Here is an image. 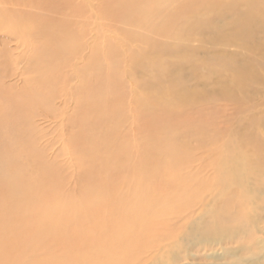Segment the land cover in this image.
<instances>
[{
    "label": "bare ground",
    "instance_id": "6f19581e",
    "mask_svg": "<svg viewBox=\"0 0 264 264\" xmlns=\"http://www.w3.org/2000/svg\"><path fill=\"white\" fill-rule=\"evenodd\" d=\"M261 1L0 0L4 38H97L103 11L115 17L119 10L127 11L130 20L142 15L146 31L169 38L166 43L144 39L145 48L131 50L120 66L123 69L126 64L131 71L127 90L131 120L146 129L160 123L159 130L139 141L142 144L135 151L140 155L139 164L131 163L129 156L122 160L121 155L132 147H125L115 135L106 132L98 141L102 146H114L103 147L108 152H103L104 160L98 150L94 152L92 141L85 143L83 161L99 158V166L85 168L82 177L92 182L103 176L104 181L99 188L95 185L98 189L82 188L81 202L71 197L55 201L58 190L46 182L50 169L41 167L40 173L33 175L27 167L28 158L17 151L21 154L18 158L11 139L0 138V264H178L206 257L216 246L222 253L211 256L212 264H264V238L256 237L264 231ZM201 33L213 46L210 54L204 55L214 85L207 94L186 84L187 78H199L194 55L202 47L194 51L183 48L179 41ZM232 46L238 50L228 49ZM219 48L224 52L217 54ZM172 56L181 65L189 62L192 73L182 75L181 65L170 67L166 59ZM117 79L111 78L109 83L113 85ZM81 90V104L93 109L105 107L104 99L113 96L112 89L100 90L87 82ZM206 99L226 103L227 138L208 127L175 129L181 115L183 119L188 109L198 110ZM114 108L107 120L97 123L101 129L115 128L118 109ZM193 150L212 158L205 163L213 170L210 179L201 177L202 161L193 172L189 169L186 153ZM122 169L141 182L137 190L130 186L124 197L123 192L113 193L109 177ZM154 183L163 185L166 192L155 191ZM206 192L213 194V199L203 203ZM195 208H199L198 215L192 219ZM70 210L77 215H70ZM101 214L104 219L96 218ZM84 248L89 253L79 255Z\"/></svg>",
    "mask_w": 264,
    "mask_h": 264
},
{
    "label": "rangeland",
    "instance_id": "374dc122",
    "mask_svg": "<svg viewBox=\"0 0 264 264\" xmlns=\"http://www.w3.org/2000/svg\"><path fill=\"white\" fill-rule=\"evenodd\" d=\"M259 7L264 13L263 1L259 3ZM126 14L127 11L119 10L115 17H111L110 12L108 14L103 11L97 38H4L0 32V138L5 137L7 141L9 138L11 139L10 145L13 143L12 146L15 148L13 151L22 154L17 152L18 158L21 156L28 158L27 167L33 175H36L37 171L40 173L39 168L41 167L50 169L46 182L48 185L52 182L53 187H56L55 190H58V194L53 198L55 201L71 197L75 200L74 202H81L82 188L85 186L99 188L103 183V176L99 177V181L96 179L92 182L82 177L81 173L85 168L90 165L99 166L97 162L99 158H97L98 160H89L90 162L83 161L85 143L92 141L96 148L94 152L98 150L97 152L101 154L108 153L103 147L108 146L110 149L114 147L113 144L102 146L98 141L102 135H106V132L108 135H115L120 138V141L122 140L125 147H130V145L132 147L128 154L121 155L122 160L129 156V159L132 158L131 163H138L140 155L135 152L136 148H139V144H142L148 135L159 130L157 127L160 126V123L152 125L151 129L150 127L146 129L139 127L138 123L131 120V101L127 96L131 71L126 67V64L123 69L120 66L124 60L126 62L127 55L131 50L145 48L147 41L144 39L154 38L166 43L169 38H159L150 31H146L142 15L139 14V18L135 16L130 20ZM149 18L153 17L149 16ZM149 18L147 20L151 21L152 19ZM257 33L262 34L261 32ZM198 38L202 40V43ZM179 41L183 48L191 47L194 51H197V47H202L194 55L198 61L195 68L199 78H187L186 84L198 86L205 94L209 93L214 85L211 84L212 74L208 73L209 68L205 63L206 59H204V55L213 49L208 36L203 33L197 37L189 35L180 38ZM228 49L234 50L235 47L232 46ZM179 51L182 53L181 50ZM217 51H219L216 52L217 54L224 52L222 48ZM166 60L170 67L181 65L175 56ZM181 66L183 68L182 75L192 73L193 68L189 62ZM118 70H121L119 76ZM111 78H118L113 85L109 83ZM83 82L100 90H113V96L104 99L105 107L100 106L101 108L98 107L96 110L81 104L84 100V93L81 90ZM114 107L118 109L115 128L113 130L109 127L101 129L97 123H100L101 119L107 120L111 111L115 109ZM188 110L189 114L183 115V119L182 115L180 116L181 123L177 122L175 129L194 130L197 127H208V130L222 135L223 138L228 137L225 124L228 108L225 102L215 104L206 99L203 104H200V107L198 106V110ZM100 116L102 118L98 119L97 117ZM8 132L9 135L5 136ZM15 138L20 139L16 141ZM235 141L238 144L237 139ZM104 153L98 156H104ZM186 156L187 164L189 163L188 159L191 161V168L189 167L191 172H193L194 166H200L202 161L204 170L201 177H208V179L212 177V168L205 165L206 161L211 162L212 158L208 157L204 151H189ZM127 160L124 162L125 165H127ZM187 168L186 165L183 171L186 172ZM126 171L129 172L128 169H122L115 173L111 172L114 175H109L113 185L111 190L114 194L123 192V197L128 193L130 186L134 185L133 191L141 186V182L132 180ZM54 176L57 177L54 178ZM82 182L84 185L81 184ZM121 186H123L122 190ZM151 187L155 191L166 192L163 185L156 187L154 183ZM170 196L171 194L168 195V197ZM203 198H205L202 199L205 203L208 199H213V194L206 192ZM72 207L75 209V206ZM198 211L199 208H195L192 219L196 218ZM68 213L77 215L73 210ZM96 218L104 219L102 214ZM256 237L258 240H262L264 231L262 230L261 234ZM101 242L98 241L97 244ZM79 251L77 253L82 256L89 253L87 248ZM221 253L222 250L216 246L211 252L205 253L206 257L181 261L178 264H212L211 256L214 254L220 256ZM72 255L76 256L75 252ZM241 255L244 257V254Z\"/></svg>",
    "mask_w": 264,
    "mask_h": 264
}]
</instances>
